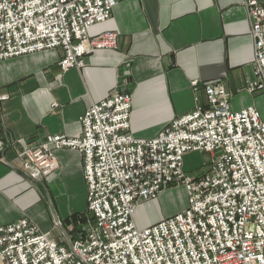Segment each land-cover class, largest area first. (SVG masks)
<instances>
[{
    "label": "built area",
    "instance_id": "obj_1",
    "mask_svg": "<svg viewBox=\"0 0 264 264\" xmlns=\"http://www.w3.org/2000/svg\"><path fill=\"white\" fill-rule=\"evenodd\" d=\"M120 0H0V59L61 48L63 70L83 67L98 49H117L119 33L90 28ZM252 25L254 77L246 89L264 96V6L244 0ZM206 105L169 121L155 136L131 132L132 94L115 88L80 117L82 134H51L18 153L23 171L43 178L58 167L55 151L83 156L88 223L69 244L23 217L0 225V264H264V116L234 109L220 84ZM209 160L196 174L184 156ZM184 187L187 206L139 228V204Z\"/></svg>",
    "mask_w": 264,
    "mask_h": 264
},
{
    "label": "crops",
    "instance_id": "obj_2",
    "mask_svg": "<svg viewBox=\"0 0 264 264\" xmlns=\"http://www.w3.org/2000/svg\"><path fill=\"white\" fill-rule=\"evenodd\" d=\"M251 29L244 0H120L109 19L90 28L91 35L117 31L119 47L87 54L83 67L63 70L61 48L0 59V225L26 217L69 244L72 235L60 226L52 232L53 223L87 207L82 154L56 150L59 167L37 180L23 171L18 153L51 134L81 136L80 117L117 87L132 94L130 129L141 138L206 105L209 84L222 85L234 109L254 105L264 116V96L246 89L254 77ZM57 182L70 195L65 212L50 194ZM186 206L184 187H171L136 214L159 210L145 227Z\"/></svg>",
    "mask_w": 264,
    "mask_h": 264
},
{
    "label": "rangeland",
    "instance_id": "obj_3",
    "mask_svg": "<svg viewBox=\"0 0 264 264\" xmlns=\"http://www.w3.org/2000/svg\"><path fill=\"white\" fill-rule=\"evenodd\" d=\"M208 160H209V155L206 152L194 151V152H189L186 155L184 162H185L186 167L195 168V174H196L197 172L201 170L202 167H204V165L207 163ZM45 177L37 179V180H43L45 179ZM50 194L53 198L56 208H60L63 212H65L66 205H67L66 202L68 201V198L70 197L68 191H65L61 187L60 183L57 182L55 183L54 187L50 186ZM173 205L174 203L168 204L167 208L169 211H171V208ZM140 210H141V207L139 208V211L137 212L136 217H135L137 226L139 228H143L140 225L142 222L145 224L149 220H152L154 217L160 214L159 210H150V209L149 211L148 210L140 211ZM73 215H77L76 219L72 218ZM73 215H71V217L69 218L70 221L68 220V222H64L60 219L59 220L57 219V221L53 223L54 229L52 232L56 231V229L58 230V227L60 226L64 228L65 233L72 235V237L76 235L77 234L76 232H78L80 229H83L86 223H88L87 221L89 219V214L87 212V209L85 208L83 211L77 212ZM48 232L51 233V231H48Z\"/></svg>",
    "mask_w": 264,
    "mask_h": 264
},
{
    "label": "trees",
    "instance_id": "obj_4",
    "mask_svg": "<svg viewBox=\"0 0 264 264\" xmlns=\"http://www.w3.org/2000/svg\"><path fill=\"white\" fill-rule=\"evenodd\" d=\"M76 217H77V215H73V219H76ZM69 221H70V219H68ZM68 220H67V222H68Z\"/></svg>",
    "mask_w": 264,
    "mask_h": 264
}]
</instances>
